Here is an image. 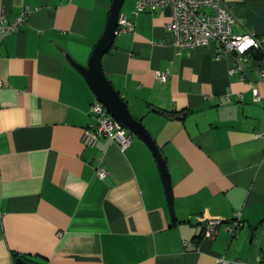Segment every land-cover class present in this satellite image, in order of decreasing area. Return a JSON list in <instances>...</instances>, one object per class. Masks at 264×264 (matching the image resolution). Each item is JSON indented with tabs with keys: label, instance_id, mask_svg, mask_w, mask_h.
Returning a JSON list of instances; mask_svg holds the SVG:
<instances>
[{
	"label": "crops",
	"instance_id": "0c3cea01",
	"mask_svg": "<svg viewBox=\"0 0 264 264\" xmlns=\"http://www.w3.org/2000/svg\"><path fill=\"white\" fill-rule=\"evenodd\" d=\"M111 1L0 0L8 19L25 15L0 35V264H14L13 255L34 264H264L259 61L249 56L227 74L232 59L217 56V41L176 54L167 11L133 14L135 0H123L119 14L132 29L115 30L100 66L161 151L172 224L143 141L132 135L123 149L107 137L81 143L95 98L63 54L85 65ZM223 4L233 34L264 38V0ZM157 71L167 72L164 81ZM236 212L241 226L231 234L224 225ZM206 219L221 221L211 238Z\"/></svg>",
	"mask_w": 264,
	"mask_h": 264
},
{
	"label": "built area",
	"instance_id": "2783aa9c",
	"mask_svg": "<svg viewBox=\"0 0 264 264\" xmlns=\"http://www.w3.org/2000/svg\"><path fill=\"white\" fill-rule=\"evenodd\" d=\"M158 9L166 10L168 13L169 20L165 29L171 35V45L176 54L217 41L219 46L217 56H231L232 66L227 70V74H232L241 71L242 63L249 59L250 50H257L263 55V58L259 60L257 73L260 78H264V38H257L248 31L233 34L231 25L235 22V17L223 4V0H135L133 14L142 11L153 12ZM24 17L22 13L12 20L8 19L3 7L0 6V35L15 31L24 22ZM131 29V22L119 14L116 31ZM166 77L167 72L165 71L155 73L158 81L162 82ZM3 85L5 83L0 81V87ZM251 93L252 101L257 102L259 100L257 90L252 88ZM237 99H240V96ZM89 112L92 123L84 129L81 135L83 146L91 147L100 137L111 139L121 149L130 144L132 135L105 111L101 103L93 100ZM257 137L261 138L263 134H258ZM95 174L99 179H103L105 170L96 167ZM220 222L218 219H206L203 225V236L213 237ZM240 226V214L236 212L230 223L224 225V229L233 234ZM216 264L244 263L219 257Z\"/></svg>",
	"mask_w": 264,
	"mask_h": 264
},
{
	"label": "water",
	"instance_id": "95a60500",
	"mask_svg": "<svg viewBox=\"0 0 264 264\" xmlns=\"http://www.w3.org/2000/svg\"><path fill=\"white\" fill-rule=\"evenodd\" d=\"M123 0H112L107 14L105 26L98 40L93 45L85 65L76 63L69 55L63 54L65 60L82 76L91 91L95 100H97L105 111L115 119L127 132L137 137L145 143L153 155L159 174L163 183L166 196V203L171 222L173 224V213L171 195L169 189V175L166 169L164 158L160 149L154 142L153 137L146 130L140 120L135 119L129 112L125 101L119 96L117 91L112 87L110 82L105 77L101 66V56L111 48L112 40L117 26V17ZM156 114L167 119H179L181 114H171L159 109H150ZM14 264H34L21 257H16Z\"/></svg>",
	"mask_w": 264,
	"mask_h": 264
},
{
	"label": "trees",
	"instance_id": "16d2710c",
	"mask_svg": "<svg viewBox=\"0 0 264 264\" xmlns=\"http://www.w3.org/2000/svg\"><path fill=\"white\" fill-rule=\"evenodd\" d=\"M249 56L251 57V60L252 61H259L261 58H263V55L257 51V50H250L249 51ZM16 257H21L25 260H27L26 258H24L23 256H16V255H13V258L15 259Z\"/></svg>",
	"mask_w": 264,
	"mask_h": 264
}]
</instances>
